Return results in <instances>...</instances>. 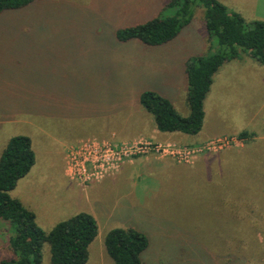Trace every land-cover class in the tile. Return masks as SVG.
<instances>
[{"label":"rangeland","instance_id":"rangeland-1","mask_svg":"<svg viewBox=\"0 0 264 264\" xmlns=\"http://www.w3.org/2000/svg\"><path fill=\"white\" fill-rule=\"evenodd\" d=\"M168 1L33 0L0 12V142L28 136L35 161L17 196L44 232L80 211L94 217L97 234L84 264H114L103 238L115 227L146 236L141 264H264V63L247 55L222 63L202 102L205 125L195 135H136L154 127L139 93H164L173 84L175 110L183 112L181 64L215 49L203 8L196 5L171 41L145 45L115 38L117 28L168 14ZM219 1L245 22L264 20V0ZM207 128L244 132V147L232 148L227 138L190 142ZM85 139H140L200 151L189 161L134 156L118 168L129 162L138 178L124 168L115 177L79 185L64 172V153ZM139 156L173 160L133 163ZM97 181L100 189L90 188ZM8 236L0 220V258L11 256ZM40 264H49L47 243Z\"/></svg>","mask_w":264,"mask_h":264},{"label":"trees","instance_id":"trees-1","mask_svg":"<svg viewBox=\"0 0 264 264\" xmlns=\"http://www.w3.org/2000/svg\"><path fill=\"white\" fill-rule=\"evenodd\" d=\"M32 1L0 0V12L22 8ZM194 5L203 8L204 27L208 37L214 39L215 49L204 55H192L184 62L187 114H179L170 100L155 90L146 89L138 95L139 104L161 132L193 135L200 130L204 96L212 75L223 62L247 55L264 63V20L245 22L239 13L227 10L219 0H169L168 14L117 28L114 36L121 42L166 43L189 24ZM245 136L240 132L236 137ZM33 163L29 137H9L0 152V220L8 226L11 256L0 258V264H40L43 243L48 245L49 264H84L87 247L97 234V225L90 213L77 212L44 232L36 224L34 213L10 196L9 191ZM147 243L146 236L133 228H111L103 238L104 250L114 264H141L140 256Z\"/></svg>","mask_w":264,"mask_h":264},{"label":"built area","instance_id":"built-area-1","mask_svg":"<svg viewBox=\"0 0 264 264\" xmlns=\"http://www.w3.org/2000/svg\"><path fill=\"white\" fill-rule=\"evenodd\" d=\"M205 148L208 144H205ZM188 149V148H187ZM200 149H176L168 144L132 140L109 143L96 139H85L69 145L64 153V172L79 185L101 179L114 172L120 163L134 156L152 153L170 155L179 161H189Z\"/></svg>","mask_w":264,"mask_h":264},{"label":"crops","instance_id":"crops-1","mask_svg":"<svg viewBox=\"0 0 264 264\" xmlns=\"http://www.w3.org/2000/svg\"><path fill=\"white\" fill-rule=\"evenodd\" d=\"M233 60H235V59H233ZM229 61H231V60H229ZM220 66H222V64L220 65ZM220 66H219V68H220ZM183 67H184V64H181V76H180V82H181V84H180V87L183 85L184 86V95H183V101H184V103L183 104H186V102H185V94H186V79H185V74H184V69H183ZM218 70V69H217ZM169 89H170V91H166L167 89H166V87L165 88H160L159 90H161V91H166V92H164V93H161V92H158V89H156L155 91H157L158 93H160L161 95H163V96H165V97H167L169 100H170V102H171V104H172V106H173V108L175 109V102L173 101V99L175 100V97L173 96V92H174V90H175V86H173V84H172V86L170 85L169 86ZM152 90H154V89H152ZM173 97V98H172ZM140 105V104H139ZM141 106V105H140ZM142 107V106H141ZM143 108V107H142ZM144 109V108H143ZM178 112V111H177ZM187 112H188V109H187V106H186V109L185 110H183V112H178L179 114H181V115H186L187 114ZM105 113H106V111H105ZM205 125V122L203 121V123H202V126H201V129H202V127ZM200 129V130H201ZM199 130V131H200ZM205 131L207 132V133H205L204 135H202V137L199 139H197V140H193V138L191 139V143L192 142H203L204 140H209V139H213V138H216V139H224V138H227L228 139V141L230 142V145H234L232 148H242V147H244V142H245V140H246V136L245 137H243V138H237L236 136L240 133H238L237 134V132L236 133H234L233 131H227V133H225L224 131H222V130H219V129H214V128H207V129H205ZM204 132V131H203ZM181 134H184V133H180V132H161V131H158L156 128H155V125H154V127H152V129L149 131V133L148 134H145V135H143V134H136L137 136H142V137H145V138H153V139H156V140H169V139H175V140H178V138H182V135ZM236 134V135H235ZM185 135V134H184ZM189 135V134H188ZM193 135H195V134H193ZM193 135H191V136H193ZM93 136L95 137V138H101L102 137V135H98V134H93ZM180 136V137H179ZM260 137H262V136H260ZM9 138V137H8ZM8 138H6L5 140H3V141H1L0 142V152H1V150L3 149V147H4V145H5V143H6V141L8 140ZM181 141H184V142H186V139H185V137H184V139L183 140H181ZM228 149V148H227ZM153 157H155V156H153ZM156 158V157H155ZM155 158H150V156H139V157H136V158H134V160L132 161L133 163H135V162H138L139 164H148L150 161L152 162V163H159V164H161L162 165V163H164V165H168L170 162H172L171 160H173V159H169V158H167V159H164V160H162V159H160V160H156ZM169 159V160H168ZM35 162V161H34ZM131 162V161H130ZM34 164L35 163H33V165L30 167V169L28 170V172L24 175V176H22L21 178H19L18 180H17V182H16V184H15V186L9 191V194H10V196L11 197H13V198H16L23 206L25 205V203L23 204V202L21 201V199L17 196L19 193H21V187L23 186V184H24V182H25V177L30 173V171L32 170V167L34 166ZM128 164H129V166H130V163L128 162ZM128 164L127 163H124V164H122L118 169H117V171H115V172H113V173H111V174H109V175H107V177H105V178H103L102 180H107V178H109L110 176H113V177H115V175L116 174H118L122 169H124V168H129L128 167ZM154 170H155V168H154ZM129 171H131V175H133V177H135V178H138L139 177V175H138V173H133L134 171L133 170H131L130 168H129ZM62 174L64 175V173H63V164H62ZM129 178H131V177H129ZM101 181V180H100ZM135 185H136V183H135ZM135 185L134 186H132V189H131V191H130V195L132 194V190H134V187H135ZM140 187H146V183L145 182H143V183H141L140 184ZM90 188H92V189H100V182L99 181H97V182H94L91 186H90ZM98 192H100V190H98ZM25 207V206H24ZM25 208H27V207H25ZM28 210H29V208H27ZM92 214L94 213L93 211L94 210H92V208H90L89 207V209H88ZM31 211V210H30ZM35 216V215H34ZM58 222V221H57Z\"/></svg>","mask_w":264,"mask_h":264}]
</instances>
